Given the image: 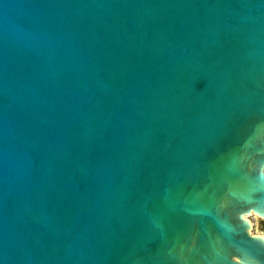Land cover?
Segmentation results:
<instances>
[{
    "label": "water",
    "instance_id": "95a60500",
    "mask_svg": "<svg viewBox=\"0 0 264 264\" xmlns=\"http://www.w3.org/2000/svg\"><path fill=\"white\" fill-rule=\"evenodd\" d=\"M264 0H0V264H264Z\"/></svg>",
    "mask_w": 264,
    "mask_h": 264
},
{
    "label": "flooded vegetation",
    "instance_id": "af4514ba",
    "mask_svg": "<svg viewBox=\"0 0 264 264\" xmlns=\"http://www.w3.org/2000/svg\"><path fill=\"white\" fill-rule=\"evenodd\" d=\"M245 219L250 224V230L249 233L251 235H259L264 239V219L259 218L258 216L254 214H249L245 217ZM255 228V232H253ZM253 232V233H252Z\"/></svg>",
    "mask_w": 264,
    "mask_h": 264
},
{
    "label": "rangeland",
    "instance_id": "374dc122",
    "mask_svg": "<svg viewBox=\"0 0 264 264\" xmlns=\"http://www.w3.org/2000/svg\"><path fill=\"white\" fill-rule=\"evenodd\" d=\"M253 232L256 233V232H255V228H254ZM253 232H252V233H253Z\"/></svg>",
    "mask_w": 264,
    "mask_h": 264
}]
</instances>
